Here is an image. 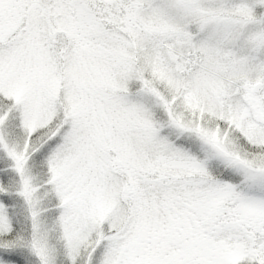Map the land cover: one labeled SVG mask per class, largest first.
Masks as SVG:
<instances>
[{"label": "snow or ice", "instance_id": "obj_1", "mask_svg": "<svg viewBox=\"0 0 264 264\" xmlns=\"http://www.w3.org/2000/svg\"><path fill=\"white\" fill-rule=\"evenodd\" d=\"M0 264H264V0H0Z\"/></svg>", "mask_w": 264, "mask_h": 264}]
</instances>
